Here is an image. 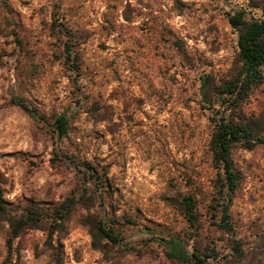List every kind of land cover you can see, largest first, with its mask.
<instances>
[{
  "label": "rangeland",
  "instance_id": "1",
  "mask_svg": "<svg viewBox=\"0 0 264 264\" xmlns=\"http://www.w3.org/2000/svg\"><path fill=\"white\" fill-rule=\"evenodd\" d=\"M240 11L262 18L264 0H0V264H201L169 256L145 227L204 264H264V143L232 149V231L211 150L223 114L264 133V67L236 105L222 92L245 77L229 20ZM9 219L21 225L10 252ZM99 221L121 242L94 240Z\"/></svg>",
  "mask_w": 264,
  "mask_h": 264
},
{
  "label": "trees",
  "instance_id": "2",
  "mask_svg": "<svg viewBox=\"0 0 264 264\" xmlns=\"http://www.w3.org/2000/svg\"><path fill=\"white\" fill-rule=\"evenodd\" d=\"M230 23L238 29V46L240 55L244 62L245 77L241 83H230L227 85L223 93L230 95L237 94L234 98L230 97L232 104L236 105L238 101L246 94L250 84L254 83L262 76L264 67V17L253 20H246L244 12L240 11L229 17ZM66 58L72 61L74 56L72 50L67 48ZM78 69V66L75 65ZM222 103H225V98H222ZM13 102L29 112L33 116L42 120H47L45 115H42L38 109L31 106L24 98L14 97ZM70 123V117L67 111H63L54 119V127L58 136L62 138L67 134ZM261 121L253 119L248 121H236L229 119L225 114L215 119V130L211 139V150L213 152V160L217 168L220 169L222 184L220 186V226L228 231L233 230V225L230 220V207L232 204L233 193L237 190L240 182V173L237 170L234 159L232 157V149L237 144H243L247 148H253L260 143H264V133L261 128ZM67 156H70L67 154ZM86 167L94 174H98V170L88 162H85ZM185 214L191 226H197V214L195 212L194 200L192 196L185 197ZM7 207L4 204L3 194L0 191V221L5 219ZM58 218H63L59 215ZM12 225V235L7 241L8 251H11L13 238L19 236L21 225H15V220L9 219ZM24 223H28L25 220ZM145 232L152 237L160 238L168 248L169 256L188 260L195 259L198 263L204 264L205 259L202 258L194 250L191 251L187 247V243L183 239L177 237H165L160 235L155 229L145 227ZM90 233L94 240L98 236L104 237L113 243H120L122 238L113 228L108 227L104 221H99L90 229ZM238 247V246H237Z\"/></svg>",
  "mask_w": 264,
  "mask_h": 264
}]
</instances>
